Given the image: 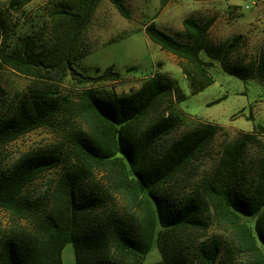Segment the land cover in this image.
<instances>
[{
  "label": "trees",
  "instance_id": "trees-1",
  "mask_svg": "<svg viewBox=\"0 0 264 264\" xmlns=\"http://www.w3.org/2000/svg\"><path fill=\"white\" fill-rule=\"evenodd\" d=\"M31 1L9 5L18 11ZM101 1H58L49 11L47 40L28 35L0 53V69L7 65L29 79L0 115V149L44 127L60 131L66 146L34 148L0 172V209L11 219L0 236V264H63L67 243L76 264H143L155 245L157 264H227L236 256L242 264H264V153L248 156L264 127L225 140L215 165L200 170L225 127L193 120L171 138L187 119L177 107L186 95L174 82L156 74L118 93L104 84L121 79L113 66L94 76L77 68L86 55L83 32ZM109 1L131 18L123 0ZM170 1L161 0L162 7ZM214 21L189 15L181 37L154 20L144 31L177 58L194 94L214 82V63L203 51L229 74L264 80V52L249 61L235 58L244 36L210 41ZM3 25L0 16V36ZM55 168L46 206L29 186Z\"/></svg>",
  "mask_w": 264,
  "mask_h": 264
},
{
  "label": "rangeland",
  "instance_id": "rangeland-1",
  "mask_svg": "<svg viewBox=\"0 0 264 264\" xmlns=\"http://www.w3.org/2000/svg\"><path fill=\"white\" fill-rule=\"evenodd\" d=\"M10 1L0 0V16L4 20L0 53L19 47L28 35L35 36L38 42L47 40L51 26L49 11L60 0H32L18 11L10 8ZM123 1L131 10V18L122 16L109 0L101 1L92 21L83 32L80 49L86 55L78 60L77 68L94 76L99 73L97 69L102 72L113 66L121 74V79L104 84L114 86L118 93L130 92L139 87L143 79L156 74L174 82L186 95L177 107L187 119L178 125L170 135L171 138L178 137L188 129L193 120L225 127L211 142L200 166V170H210L225 140L241 132H253L255 126L264 127V80L258 77L241 79L229 74L218 60L203 51L202 58L214 63L210 68L214 82L194 94L177 58L154 43L144 29L154 20L165 32L181 37L185 17L195 15L201 20L214 17L215 21L207 33L208 40L218 43L235 35H243L244 43L234 57L249 61L264 52V0H171L164 8L161 0ZM28 82L25 75L7 65L0 69V115L11 108ZM65 85L76 87V84L68 80ZM256 138L257 143L250 145L248 156L264 153V132H257ZM63 140L60 131L54 127L39 128L21 136L0 149V172L7 169L21 154L34 148L59 145L60 149L65 150ZM58 173L59 168L46 171L29 186L34 196L46 206L49 204V196L45 198L44 194ZM10 226V216L0 209V236ZM212 231L221 234L217 228ZM62 257L63 264H75L72 243L65 245ZM160 260L161 252L155 245L144 257L143 264H157ZM242 262L243 258L236 256L234 261L227 264Z\"/></svg>",
  "mask_w": 264,
  "mask_h": 264
},
{
  "label": "crops",
  "instance_id": "crops-1",
  "mask_svg": "<svg viewBox=\"0 0 264 264\" xmlns=\"http://www.w3.org/2000/svg\"><path fill=\"white\" fill-rule=\"evenodd\" d=\"M64 250V249H63ZM74 255H75V253H74ZM62 259H63V257H62ZM76 264V263H75Z\"/></svg>",
  "mask_w": 264,
  "mask_h": 264
}]
</instances>
